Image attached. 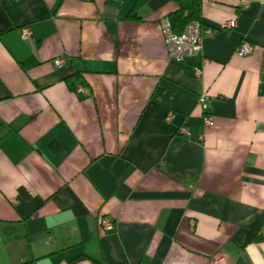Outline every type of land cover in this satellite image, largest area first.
I'll return each instance as SVG.
<instances>
[{
    "label": "crops",
    "instance_id": "obj_1",
    "mask_svg": "<svg viewBox=\"0 0 264 264\" xmlns=\"http://www.w3.org/2000/svg\"><path fill=\"white\" fill-rule=\"evenodd\" d=\"M239 1L201 0L177 62L174 0H0V264H264V0Z\"/></svg>",
    "mask_w": 264,
    "mask_h": 264
},
{
    "label": "built area",
    "instance_id": "obj_2",
    "mask_svg": "<svg viewBox=\"0 0 264 264\" xmlns=\"http://www.w3.org/2000/svg\"><path fill=\"white\" fill-rule=\"evenodd\" d=\"M247 0H240L239 4H246ZM161 28V34L163 38V43L165 45L167 56L169 59H172L177 62H182L188 58L193 53L200 51L202 47V39L204 36L209 35L212 32V28L206 26L202 23L201 19H193L186 23L182 31L176 32L173 30L172 25L168 17H163L159 21ZM235 20L231 19L224 22L220 28L230 29L234 27ZM22 36H28L29 32L27 28L21 29ZM252 51L251 43L242 39L239 41L238 45L235 48V52L238 54H248ZM64 62L61 58L54 59L56 65H61ZM206 61H203L205 63ZM202 68L197 66L194 68L195 77L199 78L201 76ZM208 99V96L205 93H202L198 97V105L202 108L205 106V103ZM173 114L168 112L165 116L166 120H171ZM203 125L209 127L213 125V118L206 114L202 116ZM179 132L183 135L189 136L190 132L188 127H181ZM99 226L103 231H108L113 227V221L108 216L102 215L98 219Z\"/></svg>",
    "mask_w": 264,
    "mask_h": 264
},
{
    "label": "trees",
    "instance_id": "obj_3",
    "mask_svg": "<svg viewBox=\"0 0 264 264\" xmlns=\"http://www.w3.org/2000/svg\"><path fill=\"white\" fill-rule=\"evenodd\" d=\"M145 1L146 0H137V3L135 5L138 6L140 3L142 4ZM174 1L176 4V8L167 16L174 31L180 32L187 22L193 19H200L199 15L201 11V0Z\"/></svg>",
    "mask_w": 264,
    "mask_h": 264
}]
</instances>
